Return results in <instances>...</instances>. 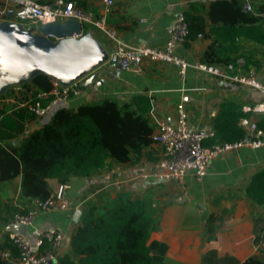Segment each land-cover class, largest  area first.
I'll return each mask as SVG.
<instances>
[{"label": "crops", "instance_id": "crops-1", "mask_svg": "<svg viewBox=\"0 0 264 264\" xmlns=\"http://www.w3.org/2000/svg\"><path fill=\"white\" fill-rule=\"evenodd\" d=\"M34 1L43 5L53 0ZM65 1L96 19L103 15V0ZM223 1L231 6L234 13L222 12L218 3ZM245 4L250 5L249 13L257 18L255 23L231 26L217 19L210 24L208 10L211 5L215 18H232L237 9L246 12ZM185 12L203 17L204 35L197 36L188 46L184 43L177 45L174 50L177 56L190 65H200L201 55L212 42L227 37L223 46L215 48V53L230 58V64L235 66L239 75L264 86V0H114L105 16V24L124 43L161 48L167 40V28L177 15ZM5 22L18 24L31 35L42 33V26L39 29L41 24ZM57 25L63 28L64 37L60 40L49 38L54 45H71L82 39H93L107 54L113 50L112 40L95 26L83 24L80 40H72L67 35L77 28L76 23L62 19L57 21ZM109 65L104 63L91 72L100 73L98 78L105 79V83L100 87L93 84L82 88L79 95L69 99L68 109L75 110L79 105L104 99L119 103L137 99L135 105L143 109L144 101H147L149 109L145 116L156 131L158 122L173 123L176 107L182 104L188 127L212 133L213 137L215 116L223 105H232L236 112L245 114L262 131L261 147H242L216 157L208 164L201 180L188 172L179 182H157L142 177L151 172L153 163L160 156V147L153 143L138 160L131 156L129 163H112L86 178L70 177L66 183L69 188L64 193L70 207L63 211L38 213L26 226L24 235L18 233L14 218L26 214L35 202L19 196V175L8 177L7 173H0V252L6 250L4 245L9 234L17 233L34 243L39 233L54 229L64 236L57 255H66L76 261L70 240L85 208L102 199L127 194L132 199H144L158 211L160 226L151 233L149 242L167 246L164 264H202V256L210 250H214L218 257L229 255L240 262L251 256L263 261L264 253L256 250L253 239L254 220L264 217V209L254 205L245 190L251 177L264 170V111L243 110L262 102L261 91L250 84L225 81L193 67L179 74L177 67L147 58L128 70L111 69ZM48 120H29L23 133L8 143L18 147L32 131ZM47 182L53 195L59 184L54 179ZM209 215L221 216V222L215 240L208 242L204 239V224Z\"/></svg>", "mask_w": 264, "mask_h": 264}, {"label": "trees", "instance_id": "trees-1", "mask_svg": "<svg viewBox=\"0 0 264 264\" xmlns=\"http://www.w3.org/2000/svg\"><path fill=\"white\" fill-rule=\"evenodd\" d=\"M218 4L222 12L234 13L227 2ZM213 5L208 10L210 24L217 19L231 26L236 23L253 24L257 20L250 11L243 13L238 9L232 18H215ZM183 17L188 33L183 43L188 46L198 35H204L205 20L189 12L183 13ZM254 30L259 31L257 28ZM227 40V37L214 40L201 55L200 64L232 63L230 58L215 53V48L223 46L222 43ZM52 80L47 75L39 74L29 84L34 94H49ZM9 93L12 92L9 90ZM50 98L48 95L47 100ZM135 100L119 103L104 99L79 105L75 110L58 109L18 147L8 142L20 136L27 122L35 119V116L25 107L0 105V173H7L8 177L19 175V196L42 203L51 196L48 179L63 185L70 177L86 178L112 163H129L131 156L138 160L154 143L152 136L155 127L145 116L149 109L148 102L144 101V108L138 109ZM243 117H246L245 114L236 112L234 106L223 105L213 121L214 136L206 139L204 146L239 141L244 135L239 126V120ZM245 193L254 205L264 209V170L251 177ZM157 212L144 199H132L127 194H117L92 203L82 212L80 224L70 240L76 261L64 255L59 256L57 264H164L167 246L156 241L149 242L151 233L160 226ZM259 220H254V229ZM220 222L221 216L207 217L204 224L205 241L215 240ZM260 239L261 232H257L253 239L255 246ZM4 246L14 256L18 255L17 248L9 238ZM44 247H47L46 243ZM201 263L264 264V260L251 256L240 262L229 255L218 257L214 250H210L202 256ZM0 264L10 263L0 256Z\"/></svg>", "mask_w": 264, "mask_h": 264}, {"label": "built area", "instance_id": "built-area-1", "mask_svg": "<svg viewBox=\"0 0 264 264\" xmlns=\"http://www.w3.org/2000/svg\"><path fill=\"white\" fill-rule=\"evenodd\" d=\"M103 15L95 18L92 14L74 6L65 0H53L43 5L34 0H0V22L12 20L14 23H31L33 25L56 23L62 19L76 20L80 25L89 24L102 30L113 42V50L107 54L106 63H117L118 69L128 70L137 67L145 58L164 64H170L178 68L182 74L188 67L202 70L225 81L242 84H250L259 89L263 95L260 104L243 108L245 112L264 111V86L258 85L252 78L241 76L232 64L227 65H190L177 56L175 47L182 44L187 36V26L182 14L176 16L174 22L167 28V40L161 48H149L134 46L122 42L117 38L114 31L106 28L105 16L109 13L114 0H103ZM246 12L251 11L248 4L244 5ZM79 34H73L78 38ZM201 37V35H198ZM12 93L7 94L8 91ZM82 91L81 81L75 80L68 84H61L59 80H52V88L49 94H34L29 83L10 87L4 94L0 95V104L14 105L17 108L25 107L34 114L35 119L44 120L50 118L58 109H68L70 98L77 96ZM48 95L51 96L49 100ZM46 101V102H45ZM239 125L244 131L243 137L234 143H219L204 146L203 142L212 137V133L204 130H191L187 124L186 112L182 104L176 107V115L173 123L158 122L157 129L152 136L153 142L160 147V156L153 163L150 173L142 175L145 179H153L157 182H179L186 173L191 172L197 180H201L206 174L208 164L216 157L227 152L236 151L242 147H261L262 131L248 118L243 117ZM69 187L67 184L59 185L57 191L42 203L35 202L26 214L16 215L15 224L28 226L34 217L40 212L53 210H67L70 203L66 200L64 193ZM261 232V239L255 246L256 250L264 251V217L256 224L254 236ZM9 239L15 245L18 255L14 256L8 249L0 252L1 258L10 264H44L51 262L57 264L59 256L57 251L64 236L62 233L50 229L37 235L36 241L31 243L24 236L17 233L9 234ZM47 247H44V244Z\"/></svg>", "mask_w": 264, "mask_h": 264}, {"label": "water", "instance_id": "water-1", "mask_svg": "<svg viewBox=\"0 0 264 264\" xmlns=\"http://www.w3.org/2000/svg\"><path fill=\"white\" fill-rule=\"evenodd\" d=\"M73 22L77 28L67 37L80 40L82 25L76 20ZM40 27L41 35H31L18 24L5 21L0 23V95L12 86L31 81L39 74L59 80L61 84L82 80L81 86L84 89L93 84L100 87L105 83V79L98 78L100 73L91 74L107 60V53L95 40L82 39L71 45H54L49 38L62 39L63 28L57 22ZM73 34H79L78 38H73ZM117 67V63L109 65L111 69ZM16 227L18 233L24 235L26 226L16 224Z\"/></svg>", "mask_w": 264, "mask_h": 264}, {"label": "rangeland", "instance_id": "rangeland-1", "mask_svg": "<svg viewBox=\"0 0 264 264\" xmlns=\"http://www.w3.org/2000/svg\"><path fill=\"white\" fill-rule=\"evenodd\" d=\"M24 83H28V82H24Z\"/></svg>", "mask_w": 264, "mask_h": 264}]
</instances>
